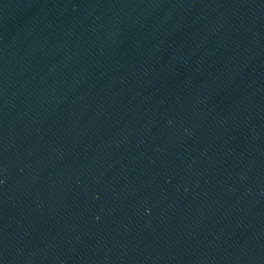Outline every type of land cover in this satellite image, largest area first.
<instances>
[{
  "label": "water",
  "instance_id": "1",
  "mask_svg": "<svg viewBox=\"0 0 264 264\" xmlns=\"http://www.w3.org/2000/svg\"><path fill=\"white\" fill-rule=\"evenodd\" d=\"M0 264H264V0H0Z\"/></svg>",
  "mask_w": 264,
  "mask_h": 264
}]
</instances>
